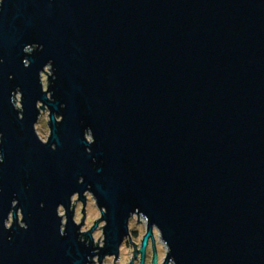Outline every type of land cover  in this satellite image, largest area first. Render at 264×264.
Returning <instances> with one entry per match:
<instances>
[{
    "label": "water",
    "instance_id": "95a60500",
    "mask_svg": "<svg viewBox=\"0 0 264 264\" xmlns=\"http://www.w3.org/2000/svg\"><path fill=\"white\" fill-rule=\"evenodd\" d=\"M154 228L162 264H264V0H0V264H102L125 238L158 264Z\"/></svg>",
    "mask_w": 264,
    "mask_h": 264
},
{
    "label": "rangeland",
    "instance_id": "374dc122",
    "mask_svg": "<svg viewBox=\"0 0 264 264\" xmlns=\"http://www.w3.org/2000/svg\"><path fill=\"white\" fill-rule=\"evenodd\" d=\"M50 67H47L46 70L48 73H51V71L49 70ZM47 75L43 74L42 76V81H43V86H44V90L46 89L47 86V81H46ZM16 99V100H15ZM20 99H21V94L18 93L16 95V97L14 98V102L15 104H17V106H19L20 104ZM49 121V113L48 110L45 109L44 111H41L40 113V117L38 119V122L35 124L36 125V132L37 135L40 137V139L47 141L49 135V124H47V122ZM77 196L73 197L72 206H75V208L77 209V219H75L76 222H79V218L81 217V207H82V203L79 202V200H77ZM85 199H86V220H85V224L82 227V231H86L88 229H90L93 225L95 221H99V219L101 218V211L97 208L96 205V201L95 199L92 198L90 193H87L85 195ZM76 201V202H75ZM60 212L62 213L63 211L60 210ZM19 219H20V215H19ZM130 223H129V230L131 232V241H133V243H135L137 245V248L140 247L141 244V239L143 237V235L146 233V220L143 218V216H137V215H132L130 218ZM139 219V222H138ZM105 225V222H99V225L97 226V228L95 229L94 233H93V243L96 245L99 237V247L103 246L104 242H103V226ZM101 227V228H100ZM100 228V229H99ZM154 238H155V250L157 251V262L158 264H162L163 259L166 257V253H167V246L164 244L163 240H161L160 234L157 231V229L154 228ZM97 246V245H96ZM147 257H146V264H152V257H153V247H152V241L149 240L147 249ZM120 256L117 260H114V256L111 257H105L103 259V263L102 264H130V261L133 258V244L130 243L128 238H125L122 246L120 247ZM95 263L92 264H98L97 263V257L94 259ZM135 264H139L138 260H135L134 262Z\"/></svg>",
    "mask_w": 264,
    "mask_h": 264
},
{
    "label": "flooded vegetation",
    "instance_id": "af4514ba",
    "mask_svg": "<svg viewBox=\"0 0 264 264\" xmlns=\"http://www.w3.org/2000/svg\"><path fill=\"white\" fill-rule=\"evenodd\" d=\"M40 113H41V112H40ZM58 119H59V118H58ZM76 196H77V195H76ZM74 197H75V196H74ZM72 198H73V197H72ZM77 198H78V196H77ZM79 202H81V201L79 200ZM81 203H82V202H81ZM72 205H73V203H72ZM72 205H71V208H70V209H71L72 211H74L73 220H74V222H75L76 224H83V225H82V227H83L84 224H85V220H86V210H85L86 205L84 206L83 203H82V207H81V209H80V210H81V211H80V212H81V217H80L79 220H78L79 222H76V221H75V219H77V214H76V213H77V209L75 208V206H72ZM60 210H62L63 212L61 213ZM58 211L60 212V215L63 216V219H62V222H63L62 231H64V230H65L66 223H67V222H66V211H64V209H63L62 206L59 207V210H58ZM19 215H20V214H19ZM11 217H12V214H11V216H10V221L7 223L9 227L11 226V224H10V223H11ZM20 218H21V216H20ZM19 221H20V219H19ZM82 227L79 229L78 232L81 233L80 238H81V239H84L83 236H82V234H83V233H86L89 229L86 230V231H82V230H81ZM140 245H141V244H140ZM146 249H147V248H146ZM146 257H147V256H146ZM136 260H138V258H137ZM145 261H146V260H145Z\"/></svg>",
    "mask_w": 264,
    "mask_h": 264
}]
</instances>
